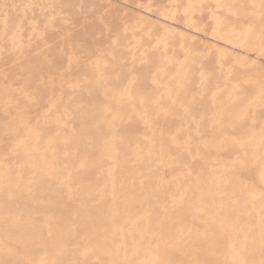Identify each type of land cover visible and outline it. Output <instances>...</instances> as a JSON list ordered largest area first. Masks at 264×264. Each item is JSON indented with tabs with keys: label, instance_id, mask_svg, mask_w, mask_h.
Returning <instances> with one entry per match:
<instances>
[{
	"label": "rangeland",
	"instance_id": "1",
	"mask_svg": "<svg viewBox=\"0 0 264 264\" xmlns=\"http://www.w3.org/2000/svg\"><path fill=\"white\" fill-rule=\"evenodd\" d=\"M0 264H264V0H0Z\"/></svg>",
	"mask_w": 264,
	"mask_h": 264
}]
</instances>
